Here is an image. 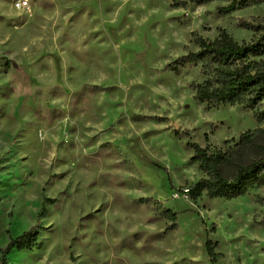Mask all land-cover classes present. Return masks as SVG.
<instances>
[{
	"label": "rangeland",
	"instance_id": "374dc122",
	"mask_svg": "<svg viewBox=\"0 0 264 264\" xmlns=\"http://www.w3.org/2000/svg\"><path fill=\"white\" fill-rule=\"evenodd\" d=\"M17 1L0 0V248L35 223L43 196L55 201L36 245L6 264H210L206 234L216 264H264V187L195 203L181 192L204 176L188 142L228 152L230 177L257 156L240 134L264 120L241 105L207 110L191 86L199 65L163 69L197 50L193 31L250 39L241 24L264 23V2L222 15L221 0ZM155 201L176 228L164 232ZM16 211L28 222L14 231Z\"/></svg>",
	"mask_w": 264,
	"mask_h": 264
},
{
	"label": "trees",
	"instance_id": "16d2710c",
	"mask_svg": "<svg viewBox=\"0 0 264 264\" xmlns=\"http://www.w3.org/2000/svg\"><path fill=\"white\" fill-rule=\"evenodd\" d=\"M171 8L187 9L191 4H206L212 0H169ZM216 9L226 15L237 8H245L264 2V0H221ZM245 29L252 31L248 40H236L231 34L221 31L213 39L203 38L196 31L191 33L192 42L197 50H188L185 54L166 63L163 69L176 70L186 65H199L203 80L191 84L195 98L210 110L220 105H241L253 112L257 122L264 120V23L242 22ZM0 59L8 60L0 56ZM186 136L188 130H184ZM187 145L193 154L190 161L197 162L199 170L204 173L200 179L182 188L193 203L203 193L208 198L234 199L264 187V128L246 130L239 136L238 148H253L257 156L246 163H238L230 177L220 171L221 165L231 160L228 152H209L207 146L194 142ZM165 169V168H162ZM187 189V192H184ZM46 201L53 203L54 198L43 196L35 223L15 237H9L4 247L0 248V264H6V256L13 250H31L40 234V218L46 211ZM139 203H143L141 198ZM255 202L264 206V194H256ZM161 208V214L167 220L164 232L177 226V212L163 208L161 202L155 201ZM254 221L264 223V209L254 216ZM214 229V227H213ZM216 244L206 234L205 249L210 264H216ZM73 261V258H72ZM73 264V263H72Z\"/></svg>",
	"mask_w": 264,
	"mask_h": 264
},
{
	"label": "bare ground",
	"instance_id": "6f19581e",
	"mask_svg": "<svg viewBox=\"0 0 264 264\" xmlns=\"http://www.w3.org/2000/svg\"><path fill=\"white\" fill-rule=\"evenodd\" d=\"M234 109H237V107H233ZM233 109V110H234ZM28 222V219L25 215V213H19L16 211L14 218H13V230L15 231L17 227H24L26 223Z\"/></svg>",
	"mask_w": 264,
	"mask_h": 264
},
{
	"label": "built area",
	"instance_id": "2783aa9c",
	"mask_svg": "<svg viewBox=\"0 0 264 264\" xmlns=\"http://www.w3.org/2000/svg\"><path fill=\"white\" fill-rule=\"evenodd\" d=\"M18 7L21 8H27L28 7V2L25 0H19L15 3ZM184 192H187V189H184ZM185 195V194H184Z\"/></svg>",
	"mask_w": 264,
	"mask_h": 264
}]
</instances>
